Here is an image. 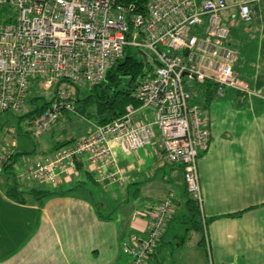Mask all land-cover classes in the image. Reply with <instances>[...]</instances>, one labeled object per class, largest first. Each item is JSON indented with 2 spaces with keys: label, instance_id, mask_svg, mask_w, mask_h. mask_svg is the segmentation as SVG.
Instances as JSON below:
<instances>
[{
  "label": "built area",
  "instance_id": "1",
  "mask_svg": "<svg viewBox=\"0 0 264 264\" xmlns=\"http://www.w3.org/2000/svg\"><path fill=\"white\" fill-rule=\"evenodd\" d=\"M2 8L13 9L6 17L13 19L0 22V114L22 110L30 83L44 91L53 89L47 108L31 122L38 135L61 113L74 112L79 91L101 83L125 55L136 60L135 54L141 68L132 81L131 96L138 107L153 110L149 123L133 122L136 109L131 104L109 123L88 122V130L74 142L27 169V179L37 185L58 184L84 159L96 181L122 183L111 145L117 144L124 154L142 149L151 143L154 126L162 159L180 167L185 192L199 210L211 264L196 173L197 153L207 150L209 132L200 107L189 102L185 83H211L216 97L223 96V88L243 97L255 95L234 75L237 53L226 44L224 0H146L142 9L121 0H0ZM237 9L243 22L251 20L246 3ZM11 155L9 149L0 151V168ZM170 203L166 197L138 213L145 227L142 235H131L121 247L127 264L146 263L170 218Z\"/></svg>",
  "mask_w": 264,
  "mask_h": 264
},
{
  "label": "crops",
  "instance_id": "2",
  "mask_svg": "<svg viewBox=\"0 0 264 264\" xmlns=\"http://www.w3.org/2000/svg\"><path fill=\"white\" fill-rule=\"evenodd\" d=\"M224 2L228 5L221 16L229 29L226 44L237 53L234 75L248 83L255 95L230 102L236 93L224 90L221 100L211 102L206 110L201 102H190L200 107L209 132V146L196 158L200 213L211 264H264V0ZM240 3L248 5L249 22L238 15ZM135 109L134 123L151 122L152 108ZM151 129V143L142 149L124 154L117 144L111 145L124 181H97L95 193L103 219L96 216L91 202L77 193L48 198L40 208L8 199L3 191L11 184L10 174L21 159L10 149L15 155L9 159L13 166L0 173V264H127L119 239L141 234L145 218L138 213L165 197L172 204L157 246L160 254L173 253L172 264H208L205 252L196 245L199 232L192 228L185 231L191 226L180 168L162 159L158 130ZM52 146L41 152L39 162L53 156ZM80 163L89 170L84 159ZM17 169L20 178L26 179L25 170ZM81 178L72 172L63 180ZM176 236H184V242L176 244Z\"/></svg>",
  "mask_w": 264,
  "mask_h": 264
},
{
  "label": "trees",
  "instance_id": "3",
  "mask_svg": "<svg viewBox=\"0 0 264 264\" xmlns=\"http://www.w3.org/2000/svg\"><path fill=\"white\" fill-rule=\"evenodd\" d=\"M121 1L123 3H136L139 5V9H142V4L146 2V0H121ZM140 65L141 64L137 60H135L132 56L125 55L120 61L115 63L106 72L105 78L101 83L93 87L85 88L79 91L77 97L74 100V111H76L78 114L85 115L90 120V122L96 125H103L120 117L123 114L124 107L126 105L131 104L134 107H137L138 104L132 99L131 95H132V81L138 75L141 68ZM121 76L129 77V82L124 86L120 85L119 78ZM199 85H200L199 86L200 90L198 95L202 98L201 108L203 110H206L207 107L211 104V102L214 101L216 97L214 93V86L213 84L208 82H204ZM86 92L88 93L87 95H85ZM235 93L236 94L234 95L235 97L237 96L238 100L239 97L240 98L243 97L241 94L237 92ZM80 94L83 95L81 99L79 98ZM193 95L197 96L195 92ZM28 100H30V102L33 103V99H28ZM75 103H79V105L75 107ZM48 104L49 102H43V104L40 106L34 105V108L25 115L29 119V122L35 116H37L41 111L46 109ZM88 108L89 111L86 112V109L88 110ZM74 141L75 138H70V137L66 140L56 141L52 146V150H53L52 152ZM13 157L14 156L12 155V158ZM9 159L1 166L0 173L10 169L13 166V162L9 163ZM73 173L77 175L78 174L81 175L82 178L80 180H76L75 182H70L69 180H63L62 182L54 185L46 184L44 185L45 187L42 185H37L36 183L28 179L30 182H32V186H30L28 189L18 190L19 187L17 185L10 184L3 191V194L8 199L12 200L15 203L22 205H33L40 208L43 202L48 198L60 197V196L69 195L70 193L78 192L77 194H81L91 202L92 207L95 210L96 216L98 218H101L99 214V211L101 212L100 210L101 202L96 206L91 200V196L93 195L92 191L86 188L87 185L97 188V181L95 180V176L92 177L94 174L90 170L87 169L85 170V168H83L81 163L75 164V169L73 170ZM12 176H10L11 183H13ZM67 185H69V187H64ZM184 196H185V206L187 207L188 210L187 223L188 225L191 226L190 228H187L185 231L186 232L190 231V229L192 228L193 230H197L199 232L200 237L196 245L201 247L205 252V242H204V235H203L199 210L197 209L194 200L185 192V187H184ZM165 228L161 233L160 237L158 238L156 244L152 247L151 252L149 253L145 264H149L150 260H153V264H164L165 261H166L165 264H172L174 262L173 253L162 255L160 254V250L157 247L162 237V234L165 231ZM138 235H142V233ZM130 236L119 239L120 240L119 250L121 252H122L121 250L122 245L128 242ZM176 237L178 240L176 244L180 245L184 242L185 239L184 236H176ZM156 249H157V253L155 254Z\"/></svg>",
  "mask_w": 264,
  "mask_h": 264
},
{
  "label": "rangeland",
  "instance_id": "4",
  "mask_svg": "<svg viewBox=\"0 0 264 264\" xmlns=\"http://www.w3.org/2000/svg\"><path fill=\"white\" fill-rule=\"evenodd\" d=\"M12 13L13 9L11 8L0 9V22L5 21L6 23H11L13 18H11V20H7L6 17L8 14ZM132 51L135 52L134 49H132ZM147 54L148 52L145 51V55ZM135 57L136 60H139L138 54H135ZM119 79L121 86H124L129 82L128 76H121ZM185 85L186 89L191 94L189 102H202V98L198 95L200 85L192 81L185 83ZM225 89L226 88L222 89L223 94ZM230 90L231 92H234V90ZM53 91V89L46 91L41 90L33 83H30L27 89V98L33 99V103H29V101H27L28 103L19 113H4L0 115V151L12 149V151L18 154L16 157L21 158L20 161L17 160V164H15L13 172L10 174V176L13 175V183L11 184L19 186V188L17 187L18 190L28 189L32 186V182L25 177L26 170L33 167L35 163H38L42 159L43 156L41 152H46L55 141L66 140L69 137L77 138L84 134L89 128L88 122H90V120L85 115L78 114L74 111L72 113H61L59 118L46 130H44V132L39 135H34L31 128V122L35 117L29 122V119L25 115L34 108V105L40 106L43 102H48L53 95ZM194 92L197 96L193 95ZM87 94L88 93L86 92L85 95ZM82 97L83 95L80 94L79 98L81 99ZM217 99L221 100V97H215L214 101H217ZM236 99L237 98L235 97L230 98L229 100L230 102H237ZM238 102H240V100H238ZM78 105L79 103H75V107ZM87 111H89V108L88 110L86 109V112ZM19 167L25 170L24 177L26 179H21L23 178V175H21L20 178L17 169ZM64 187H69V185ZM86 188L92 191L93 195L91 196V200L97 206L101 201H99L95 193L97 192L96 188L89 185H87ZM101 212L104 213L103 210H101Z\"/></svg>",
  "mask_w": 264,
  "mask_h": 264
}]
</instances>
